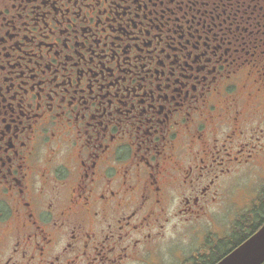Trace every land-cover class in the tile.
<instances>
[{
    "label": "flooded vegetation",
    "instance_id": "af4514ba",
    "mask_svg": "<svg viewBox=\"0 0 264 264\" xmlns=\"http://www.w3.org/2000/svg\"><path fill=\"white\" fill-rule=\"evenodd\" d=\"M242 167L264 0H0V264H157Z\"/></svg>",
    "mask_w": 264,
    "mask_h": 264
},
{
    "label": "rangeland",
    "instance_id": "374dc122",
    "mask_svg": "<svg viewBox=\"0 0 264 264\" xmlns=\"http://www.w3.org/2000/svg\"><path fill=\"white\" fill-rule=\"evenodd\" d=\"M241 169L238 176L231 175L228 180L231 188L227 198L212 203L206 216L197 225L190 224L175 231L167 230L158 247L160 261L157 264H182L198 252L214 258L217 256L215 251L223 252L229 247L225 244L235 229L237 220L252 206H257L256 196L264 184V171L255 167ZM232 239H236V235ZM209 249H214L212 254ZM155 257L152 256L149 261L156 260ZM125 264L150 263L132 261Z\"/></svg>",
    "mask_w": 264,
    "mask_h": 264
},
{
    "label": "trees",
    "instance_id": "16d2710c",
    "mask_svg": "<svg viewBox=\"0 0 264 264\" xmlns=\"http://www.w3.org/2000/svg\"><path fill=\"white\" fill-rule=\"evenodd\" d=\"M264 221V185L261 188L259 195L257 196V206H252V209L241 216V219L237 220L235 229L232 231L231 236L228 237V242L225 245H229L223 252L216 253L214 258H206L202 256H196L191 259L190 264H213L219 258H221L230 248L236 246L243 241L252 232H254ZM236 235V239L232 237ZM203 258V259H202ZM207 261V262H206ZM261 264H264L261 263Z\"/></svg>",
    "mask_w": 264,
    "mask_h": 264
},
{
    "label": "water",
    "instance_id": "95a60500",
    "mask_svg": "<svg viewBox=\"0 0 264 264\" xmlns=\"http://www.w3.org/2000/svg\"><path fill=\"white\" fill-rule=\"evenodd\" d=\"M264 262V222L245 240L214 264H261Z\"/></svg>",
    "mask_w": 264,
    "mask_h": 264
},
{
    "label": "snow or ice",
    "instance_id": "6c2138e0",
    "mask_svg": "<svg viewBox=\"0 0 264 264\" xmlns=\"http://www.w3.org/2000/svg\"><path fill=\"white\" fill-rule=\"evenodd\" d=\"M189 54L191 55V52H189Z\"/></svg>",
    "mask_w": 264,
    "mask_h": 264
}]
</instances>
